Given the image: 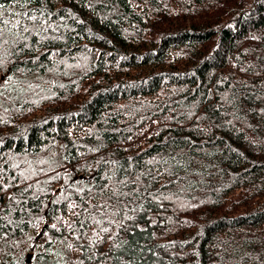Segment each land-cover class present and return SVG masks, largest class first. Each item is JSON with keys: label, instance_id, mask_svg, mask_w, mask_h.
Listing matches in <instances>:
<instances>
[{"label": "trees", "instance_id": "obj_1", "mask_svg": "<svg viewBox=\"0 0 264 264\" xmlns=\"http://www.w3.org/2000/svg\"><path fill=\"white\" fill-rule=\"evenodd\" d=\"M0 3V264H264V0Z\"/></svg>", "mask_w": 264, "mask_h": 264}, {"label": "snow or ice", "instance_id": "obj_2", "mask_svg": "<svg viewBox=\"0 0 264 264\" xmlns=\"http://www.w3.org/2000/svg\"><path fill=\"white\" fill-rule=\"evenodd\" d=\"M3 8H4V5L2 3H0V9H3ZM2 15H3V13L0 12V17H2ZM0 22L5 23V24L7 23V21H0ZM17 23H19V21ZM25 30H27V29H25ZM2 35H3V29H0V37H2ZM104 231H107V229H104Z\"/></svg>", "mask_w": 264, "mask_h": 264}]
</instances>
